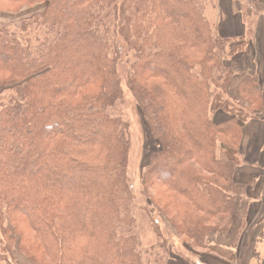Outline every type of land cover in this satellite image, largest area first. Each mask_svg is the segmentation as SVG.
Listing matches in <instances>:
<instances>
[{"label":"trees","instance_id":"obj_1","mask_svg":"<svg viewBox=\"0 0 264 264\" xmlns=\"http://www.w3.org/2000/svg\"><path fill=\"white\" fill-rule=\"evenodd\" d=\"M22 11L33 13L20 29L0 27V96L14 94L0 100V264H17L16 251L33 264L189 262L148 210L158 238L142 239L123 83L156 146L142 179L150 205L206 253L246 194L243 125L262 93L248 77L228 101L225 63L248 40L221 37L206 0H0V14Z\"/></svg>","mask_w":264,"mask_h":264},{"label":"crops","instance_id":"obj_2","mask_svg":"<svg viewBox=\"0 0 264 264\" xmlns=\"http://www.w3.org/2000/svg\"><path fill=\"white\" fill-rule=\"evenodd\" d=\"M213 11L214 16L212 17L216 22L213 25L221 37L235 40L244 37L248 40V46L244 52L226 60V66L233 72L227 86V96L235 103H240V90L246 79L256 77L259 80L262 108L257 118L243 125L244 136L240 154L242 155L248 146L257 152L259 142L264 144V0H219ZM217 114L222 120L227 118L220 112ZM248 128H250L252 137L247 139L245 131ZM253 166L263 167L261 172H264V158L261 162L253 163ZM257 170L252 171L255 173L253 178L257 180L258 196L256 200H252L250 212L242 220L248 224V231L233 232V234L229 232L234 225L233 220L231 229L217 236L216 243L209 240L210 249L206 253L197 254L186 246V251L176 248V252L181 253L189 262L185 259L173 258L169 264H264V210L262 209L264 207V175L258 173ZM242 173V169L237 170L236 185L240 184L239 187L247 188L249 183L243 184ZM258 228L260 229L259 234L255 233ZM218 234L213 235L215 237ZM233 239L236 241L235 247H233ZM199 261L202 263H198Z\"/></svg>","mask_w":264,"mask_h":264},{"label":"rangeland","instance_id":"obj_3","mask_svg":"<svg viewBox=\"0 0 264 264\" xmlns=\"http://www.w3.org/2000/svg\"><path fill=\"white\" fill-rule=\"evenodd\" d=\"M219 0H206L207 8H208V16L209 20L212 24H216L215 20L213 19L212 15L214 16V7L218 5ZM243 5H245L243 3ZM31 12H20V14H0V27L5 28L10 31H16L20 29L23 26V22L25 18L32 15ZM40 32V31H39ZM36 33L35 35H31L32 40L39 39L41 37V33ZM129 60V57H126V54L123 56L121 52V58H120V73L122 76V79L125 80L127 75V70L129 68V64H127V61ZM123 89L125 91L124 99L122 103L118 106V112L119 114L129 123L130 125V138H131V148L129 153V164H128V177L130 179L131 183V189L133 194L135 195L136 202L139 204L141 209L139 210V223H140V229H141V236L144 240L146 245H151L152 243L156 242V238H158L157 233L155 230L152 229L150 225V215L147 212L151 211L153 218H156L159 221L161 233L165 235V237L169 240V243L172 244L173 250L176 251V248L182 249L183 251H186L187 248L184 246L185 244L182 242V239L178 237L177 233L171 226V224L168 221V218L160 211V208L157 206H152L149 195L147 194V191H145V188L143 186V175L146 170V167L149 165L150 162V152H152L153 149L156 148L154 141L151 139L150 136L147 134V130L145 129L143 125L142 115L140 110L138 109L137 102L134 98V96L131 94L130 90L127 89L126 85L123 83ZM12 97H14L13 92L6 91L3 95L0 96V100H3L5 102H8ZM225 98L230 101L232 104H237L234 101L230 100V98L227 96V93L225 92ZM220 114H224L229 119V115L225 112H220ZM215 120L217 123H221L225 120H222L218 114L215 117ZM245 135L248 138L252 137V134L250 132V128H248L245 131ZM243 141V139H242ZM257 145V144H256ZM242 143L240 144L241 149ZM258 149L257 152H254V148L251 146H248L247 150L242 153L241 155V163H240V169H242V176H243V184L249 183V185L246 188V194L244 197L240 200H238L233 220L234 225L232 229L229 232H246L248 224L243 222L245 216L249 214L251 209V203L252 200H256L258 196V191L256 188L257 180L253 178L254 171L258 169V173L261 175H264V172H261L263 167H257L253 166V163L261 162L264 158V144L262 142H259L257 145ZM238 168V170H240ZM238 178L236 177V181ZM238 184V183H237ZM240 185V184H238ZM244 202V204L242 203ZM243 204V205H241ZM159 205L164 207V202H160ZM150 208V209H149ZM264 210V207L262 208ZM263 214V213H262ZM167 219V220H166ZM168 221V222H167ZM260 229H256L255 233L259 234ZM219 233L214 237L212 235L210 237V240H213L214 243L218 241L217 236H221ZM249 242V239H248ZM233 247L236 246V241L233 239ZM195 252V251H194ZM197 253V252H195ZM202 253V252H201ZM199 254V253H198ZM15 256L17 257L18 263L17 264H33L27 257H25L23 254L16 251ZM198 263H202L199 261Z\"/></svg>","mask_w":264,"mask_h":264}]
</instances>
